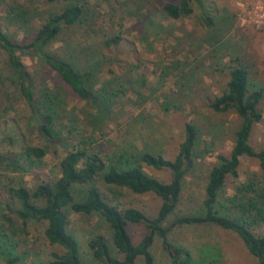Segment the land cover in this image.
Listing matches in <instances>:
<instances>
[{
    "label": "rangeland",
    "instance_id": "obj_1",
    "mask_svg": "<svg viewBox=\"0 0 264 264\" xmlns=\"http://www.w3.org/2000/svg\"><path fill=\"white\" fill-rule=\"evenodd\" d=\"M178 1L89 0L94 24L66 33V39L79 42L78 53L83 63L104 56L100 84L114 80L126 91L116 100L104 123H99L96 110L75 97L53 72L42 68L35 58H23L39 87L59 89L67 105V117L76 120L79 134L93 133L103 152L124 149L137 152L147 148L173 159L182 141L184 123L193 121L201 127L208 153L187 176L176 215L166 225L178 216L200 211L207 176L217 162V155L228 154L233 146L240 119L233 112L214 113L209 103L225 90L229 70L237 64L246 67L251 91L262 94L258 106L262 120L254 126L250 144L255 149L264 146V0H205L217 11L213 28L197 25L195 17L167 18L164 5ZM11 6L30 11L25 24L23 19L14 22L7 19ZM62 8L60 1L49 4L45 0H0V27L17 41H30L46 16ZM109 39L117 44L105 50L102 43ZM61 40L51 45L52 51L61 49ZM4 61V55H0V67ZM8 96L4 98L0 90V155L15 156L21 146L17 139L20 131L26 129L29 114L17 93L10 91ZM62 126L63 133L69 130L65 118L61 120ZM30 140L33 145H45L35 136ZM72 143L71 139L58 140L50 146L32 175L20 176L1 169L0 214L9 199L8 187L21 182L34 189L58 178L59 161L72 148ZM144 171L162 182L170 180L167 172L149 167H144ZM249 178L263 180L264 166L256 159L242 157L239 178L227 180L223 195L231 196L235 187ZM99 187L119 208L131 206L154 216L160 206V200L153 194L136 195L126 189ZM5 213L10 215L6 208ZM45 226V222H39L24 227L17 220L11 228L6 226L16 244L15 253L19 256L16 264H48L52 253L61 252L60 247L45 241ZM68 230L76 237L87 264H93L88 241L97 233L110 237L108 226L97 216L70 213ZM127 230L135 244L145 234L143 227L135 225H128ZM255 233L264 234V224ZM169 238L173 245L190 251L196 264H259L237 235L213 225L179 226L170 232ZM151 254L153 264H172L158 239L151 247ZM0 264H6L1 257ZM135 264L145 262L140 258Z\"/></svg>",
    "mask_w": 264,
    "mask_h": 264
},
{
    "label": "trees",
    "instance_id": "obj_2",
    "mask_svg": "<svg viewBox=\"0 0 264 264\" xmlns=\"http://www.w3.org/2000/svg\"><path fill=\"white\" fill-rule=\"evenodd\" d=\"M59 1L63 8L59 12H50L30 41H17L0 27V55L5 57L4 65L0 67V90L6 99L8 92L17 93L29 114L26 129L20 131L17 139L21 144L19 153L0 155V170L8 169L20 176L32 175L35 165L42 162L50 146L58 140L71 139L73 142L72 148L59 161L58 178L34 189L21 182L7 188L9 199L4 205L10 215L5 213L3 205L0 257L6 264L19 261L7 225L11 228L16 220L24 227L29 223L45 222V241L61 249V252L51 254L48 264H87L76 237L68 230L69 214L73 213L97 216L108 226L109 238L97 233L87 243L93 264H135L140 258L145 264H153L151 247L155 239L160 241L172 264H196L190 251L171 243L169 234L179 226L199 225H213L234 233L247 252L259 264H264V234L255 233V229L264 224V179L249 178L238 184L231 196L223 195L227 180L239 178L242 157L256 159L264 166V146L255 149L250 144L252 130L262 120L258 109L262 94L251 91L246 67L242 64L231 67L225 90L209 103L214 113L233 112L240 119L230 152L217 155V162L207 176L200 211L178 216L166 225L170 217L176 215L187 176L208 153L203 131L196 122H185L182 141L173 159L147 148L137 152L128 149L103 152L93 133L79 134L76 120L67 117V105L59 89L39 87L23 62L24 57L35 58L42 68L53 72L75 97L96 110L99 123L106 122L116 100L126 91L114 80L100 84L104 56L83 63L82 55L78 53L79 42L65 37L74 28L94 24L89 0H45L49 4ZM163 12L172 20L195 17L197 25L204 28L214 27L217 14L216 8L206 4L205 0L167 3ZM29 13L26 8L11 6L7 10V19L11 22L23 19L25 24ZM59 39L63 46L52 51L51 45ZM113 43L117 44V41L109 39L102 45L108 50ZM63 118L69 123L65 133V127H60ZM32 136L45 145H33ZM144 167L169 173V182L148 175ZM99 186L126 189L136 195L153 194L160 200V206L154 216L131 206L119 208L108 200ZM128 225L145 230L136 244L127 230Z\"/></svg>",
    "mask_w": 264,
    "mask_h": 264
}]
</instances>
